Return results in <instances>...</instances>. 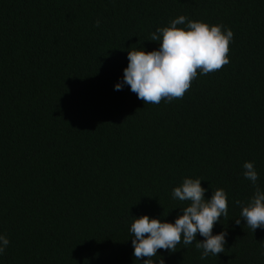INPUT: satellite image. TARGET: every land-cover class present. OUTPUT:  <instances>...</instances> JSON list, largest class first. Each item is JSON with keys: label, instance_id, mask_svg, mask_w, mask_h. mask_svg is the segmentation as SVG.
<instances>
[{"label": "trees", "instance_id": "trees-1", "mask_svg": "<svg viewBox=\"0 0 264 264\" xmlns=\"http://www.w3.org/2000/svg\"><path fill=\"white\" fill-rule=\"evenodd\" d=\"M181 15L231 29L229 63L171 102L115 90L128 50ZM246 161L264 190V0H0V264H143L131 223H174L184 178L228 194L225 251L201 259L197 233L153 261L264 264V228L235 223Z\"/></svg>", "mask_w": 264, "mask_h": 264}, {"label": "clouds", "instance_id": "clouds-1", "mask_svg": "<svg viewBox=\"0 0 264 264\" xmlns=\"http://www.w3.org/2000/svg\"><path fill=\"white\" fill-rule=\"evenodd\" d=\"M100 21H96L98 27ZM233 31L224 29L222 24L209 25L201 21H186L181 15L173 19L167 27L157 28L150 41L159 42V49L146 51L143 47L128 50V65L123 70V79L115 85L122 90L125 85L144 104H159L162 100L171 102L182 98L190 89L198 72L207 75L220 70L229 63V44ZM243 175L254 186V194L246 206L241 205V218L254 232L264 228V190L257 185L258 173L254 162L243 164ZM202 179L184 178L181 185L172 190V197L180 202H188L174 223L151 218L148 215L134 217L130 226L131 242L136 261L143 264H164L161 257L153 261L160 249L175 252L177 245L193 244L197 233L204 237L196 240L197 249H202L201 259L209 254L218 256L225 251L226 231L213 235V227L228 215V194L222 188L216 189L210 199H205L207 189L201 186ZM9 245V240L0 235V254Z\"/></svg>", "mask_w": 264, "mask_h": 264}]
</instances>
